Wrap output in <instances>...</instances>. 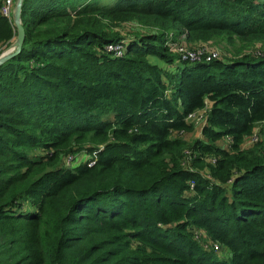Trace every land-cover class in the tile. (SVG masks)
<instances>
[{
    "label": "trees",
    "instance_id": "1",
    "mask_svg": "<svg viewBox=\"0 0 264 264\" xmlns=\"http://www.w3.org/2000/svg\"><path fill=\"white\" fill-rule=\"evenodd\" d=\"M20 19L0 62V264H264V129L243 147L264 121V0H22ZM125 19L156 29L121 36ZM180 34L261 46L189 60ZM15 35L0 12V44Z\"/></svg>",
    "mask_w": 264,
    "mask_h": 264
},
{
    "label": "rangeland",
    "instance_id": "2",
    "mask_svg": "<svg viewBox=\"0 0 264 264\" xmlns=\"http://www.w3.org/2000/svg\"><path fill=\"white\" fill-rule=\"evenodd\" d=\"M115 0H99L101 4H112ZM112 29L119 32L121 36H137V34H142L146 32H150L156 29L151 25H147L139 22L135 19L129 20H119L111 23ZM15 39V37H14ZM14 39L10 43L0 44V53L9 52L15 49ZM172 46H176V49L173 50L182 52H188L189 57H195V55L199 52L204 53H215L218 57L224 58H237L243 54H255L256 51L261 46V43L258 41H250L245 42L235 36H226L224 34H216L209 39L206 40H195L190 39L185 34H180L176 36L175 39L170 42ZM182 46V48H179ZM148 58L151 62L158 63L162 66L166 65V62L163 59L159 58L154 54L148 55ZM194 123V127L192 130L188 132H182L181 135L185 137L188 141H192L197 137H202V126L205 122V109H198L192 116L188 117ZM264 129V121L256 122L254 124V132L252 135H246L243 141V147L250 146L257 142L261 138V130ZM176 133V132H174ZM216 142L224 147H229V139L227 137H221L216 140ZM40 149H35L33 153H41ZM89 155L86 152L80 151L74 155L73 160L69 162V164L75 163L76 161H83ZM67 158V157H66ZM65 158V162H66ZM194 237L205 247L209 248L211 245V241L206 236L205 232L202 229L194 228L193 229ZM216 250L217 254L221 256H228L229 249L226 247H220Z\"/></svg>",
    "mask_w": 264,
    "mask_h": 264
},
{
    "label": "built area",
    "instance_id": "3",
    "mask_svg": "<svg viewBox=\"0 0 264 264\" xmlns=\"http://www.w3.org/2000/svg\"><path fill=\"white\" fill-rule=\"evenodd\" d=\"M15 3H16V0H0V12L3 15L7 16L12 21V23L14 21ZM106 48L108 50H110L112 53H114L115 55L119 56V55L123 54L124 42L122 39H119L116 41H111V42H108L106 44ZM172 48L176 49V46H172ZM180 48H182V46H180L177 49H180ZM177 52H179V54L181 55L182 58L189 59V60H195V59L200 58V57H204L206 59H209L211 57H218L214 52L213 53H211V52H209V53L199 52L195 55V57H189L188 52H186V51L182 52L181 50H178ZM202 109H205V108H202ZM197 110L189 113L188 117L192 116ZM205 114H206V109H205ZM253 132H254V129H253L252 133H250L249 135H252ZM66 157H65L66 158V164H69V162H71V160H73L74 155L69 154ZM191 185H192V182H191ZM212 246H213V249H218L220 247V243L214 242L212 244Z\"/></svg>",
    "mask_w": 264,
    "mask_h": 264
},
{
    "label": "water",
    "instance_id": "4",
    "mask_svg": "<svg viewBox=\"0 0 264 264\" xmlns=\"http://www.w3.org/2000/svg\"><path fill=\"white\" fill-rule=\"evenodd\" d=\"M21 5H22V0H16L15 8H14V21H13V24L16 29V35L13 43L15 49L9 52L0 53V62L10 57L11 55L15 54L16 52H18L22 45L25 32L20 19Z\"/></svg>",
    "mask_w": 264,
    "mask_h": 264
}]
</instances>
